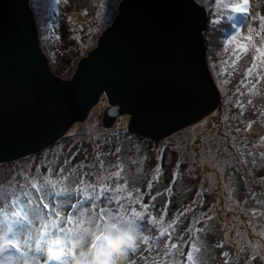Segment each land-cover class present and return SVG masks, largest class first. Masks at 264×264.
Segmentation results:
<instances>
[{
  "label": "water",
  "instance_id": "1",
  "mask_svg": "<svg viewBox=\"0 0 264 264\" xmlns=\"http://www.w3.org/2000/svg\"><path fill=\"white\" fill-rule=\"evenodd\" d=\"M212 0H122L70 78L41 47L30 0H0V162L38 152L88 117L104 94L103 125L159 139L220 102L204 31Z\"/></svg>",
  "mask_w": 264,
  "mask_h": 264
},
{
  "label": "rangeland",
  "instance_id": "2",
  "mask_svg": "<svg viewBox=\"0 0 264 264\" xmlns=\"http://www.w3.org/2000/svg\"><path fill=\"white\" fill-rule=\"evenodd\" d=\"M120 1L67 0L65 2V0H60V3L57 4L56 0H30V5L34 11L38 25L41 45L48 56L51 68L55 74L63 78L72 77L80 59L97 46L101 33L112 23L113 18L118 13ZM102 4L103 8L101 7ZM249 12L253 16L257 13L264 15V0H250ZM208 15V24L204 31L207 40L208 62L221 93V103L213 113H209L210 115L208 114L202 121L187 126L170 136L179 134L172 139L173 144L176 143L177 137L185 138V146L189 149L186 151L195 157V163L197 164L191 167L190 170L201 178L200 186L206 190V192L203 191L208 196V199L205 201V206L208 205V207L206 208L207 213L195 212V208L189 211L191 209L190 205L184 208L178 207V210L184 213V217L174 227L179 226L181 231H186L188 235L191 233L188 231L189 229H202L203 231L199 233H191L190 237L195 236L194 240L189 239L191 244L195 243L198 247L199 240L197 236L200 234L204 238L205 235L203 225L215 220L219 223L221 242L225 243L224 239H226L232 244L222 254L224 252L230 253L231 251L237 258L244 261L249 260L250 256L255 254L258 258L249 260V263L261 264V261L264 260V237L261 236V233L264 232V200L261 197L250 199L251 194H249L250 200H244L241 195L236 198L237 192L231 186L233 178L230 177L228 179L226 176L223 179L220 175L200 171V167L205 168V165L213 162H230L235 156L232 162V164H235V169L239 170L242 173L241 175L253 186H264V171L260 170L259 173L256 172V174L261 176L258 177L255 173L252 174L249 171V167L245 165V162L238 164V162L245 161L247 158V155L241 152L240 149L243 142L250 141L253 144L254 150L264 152V115H262L264 114V103H261L264 94L260 95V90H264V85H262L264 81L258 83L256 89L251 94H249L247 88H243V95H236L235 89L243 78V70L251 64V53L238 62L237 71L234 72L231 78L227 75H220L221 61L228 59L232 52L233 46L228 45L226 42L236 34L237 29H239L241 36L247 35V25L250 21H246V18L241 14L231 13L230 10H221L217 4V0H213L210 4ZM229 17L234 18L230 19ZM212 21L218 22L212 23ZM256 25L258 30V21ZM255 39L258 42L259 38ZM225 48L228 49L227 52L224 51ZM229 71L232 70L229 69ZM224 79H229V83L223 84L222 81ZM249 100L252 101V104H248ZM237 101L243 104V113H241V109L237 106ZM107 104L109 105V102L103 94L102 99L93 107L86 120L75 123L57 143L51 144L47 148L35 152L30 156L0 162V186L7 188L8 184L14 185L16 181L23 183V177L48 174V169L52 164L50 161L53 158V152L65 156L67 154L65 150H70L75 157L81 154L79 161L76 163L80 174L84 169L95 170L97 167L91 158L96 155L97 151H106L105 147L108 144H114L112 141L107 140L109 133L114 132L116 129L122 130L121 132L127 131L129 119L127 115L121 117L113 128L107 129L103 126L102 115ZM249 123L251 124L250 128H248ZM238 128L240 129L239 131H237ZM121 134L123 133L119 135ZM138 135L145 137L139 133ZM170 137L158 140L157 149L165 146ZM132 144L133 142H131V146ZM110 146L108 145L107 148ZM129 150L128 148L124 153L129 155ZM47 158L50 163L46 164ZM120 160L122 161L121 158ZM34 162L36 163L34 164ZM114 164L117 168L108 170L100 168L99 172L105 177L111 178L109 182L112 183V187H115L116 183L124 185V171L121 172L119 180L113 176L116 171L121 169L117 162ZM51 169L53 170L52 175L57 170H60L59 167ZM207 175L210 177L205 178ZM51 178L54 179L52 176ZM127 183L128 188L131 189V181H127ZM203 199V196L197 193L196 198L192 200V208L195 203L200 206ZM143 204L149 206L145 220L140 222V227L145 233L153 230V226L149 222L151 217L158 219L163 215L165 225H167L174 220L176 221V218L180 215V212L174 217L173 213L165 215L163 206L160 203L157 205L156 212L155 209H149L152 204L146 202L145 197L143 198ZM131 207L143 211L138 205H132ZM254 212L258 213V215H253ZM206 216H208V219L205 218ZM209 218L212 221H208L210 220ZM123 229L124 227L111 231L108 229L113 237L109 236L108 232L105 231L107 238L104 236L103 241L112 246L117 239L121 238L118 233ZM87 231L89 234L94 233L89 231V229ZM217 235L218 231H215V238ZM181 236L183 237L184 233H181ZM177 237H180L179 231L173 234L172 242L177 243ZM182 240L184 243H187L186 238ZM150 246L154 247L155 245L151 244ZM80 247L84 248V244L81 243ZM126 247L127 245L123 249V256L121 258H117L112 253L110 259H122L123 264H129L125 255ZM138 249L135 253L129 254L131 264H146V262H149L147 264H163V257H159L156 252H152L149 255L148 249H143V245H138ZM182 254L180 259L175 261V264H181V261L186 259ZM194 255L195 251H193ZM80 256V252L74 251V243L72 241L65 264H78ZM225 259H228L229 263L236 261L230 255ZM196 260L205 261L202 258Z\"/></svg>",
  "mask_w": 264,
  "mask_h": 264
},
{
  "label": "snow or ice",
  "instance_id": "3",
  "mask_svg": "<svg viewBox=\"0 0 264 264\" xmlns=\"http://www.w3.org/2000/svg\"><path fill=\"white\" fill-rule=\"evenodd\" d=\"M56 3L59 4L60 0H56ZM217 4L221 10L241 14L245 16L246 21H250L247 25V35L241 36L237 29L236 34L226 42L233 47L230 57L221 61L220 75L231 78L237 71L238 62L251 53V64L244 68L243 78L235 89L237 96L243 95V88H247L251 94L256 85L264 81V15H250V0H217ZM101 7L103 8V4ZM216 22L218 21H212ZM254 37L259 38L258 42ZM224 51L227 52L228 49L225 48ZM222 83L228 84L229 79H224ZM248 104H252V101L249 100ZM237 106L243 113V104L237 101ZM250 127L249 123L248 128ZM239 130L238 128L237 131ZM122 170L121 167L113 174L117 180L121 178ZM52 171L49 168L48 174L23 177V183L16 181L14 185L8 184L7 188L0 186V264H65L71 242L80 234L82 227L91 220L102 221L106 217L114 219L113 224L109 226L110 231L124 227L129 233L125 249L129 264V254L138 251V245H163L165 257L181 248L182 238L177 237L181 243L172 242L175 220L165 225L163 215L158 219L151 217V232L145 233L140 227L149 206L143 204V193L139 188H128L127 180L124 185L116 183L115 187H112L109 182L111 178L100 172L96 173L95 181H90L84 179L90 173L82 172L77 178L73 171L65 174L63 168H60L59 176L52 179ZM156 172L159 174L161 168L157 167ZM178 177V172L173 174V184ZM151 188L152 183L149 182L148 189ZM166 191L171 192V188ZM151 199L154 201L156 196ZM132 205H138L143 211L131 207ZM69 206L72 211L67 213L65 219L62 214ZM253 215L258 213L254 212ZM188 231L199 233L203 230L193 228ZM261 236L264 237V232ZM190 239L194 240L195 236ZM218 246L223 247L222 244ZM189 247L192 250L182 254L186 259L182 260L181 264H199L193 256V251H199L197 245L192 243ZM222 255L229 257L228 252ZM257 258L253 254L249 260ZM224 264H229V260L225 259ZM261 264H264V260Z\"/></svg>",
  "mask_w": 264,
  "mask_h": 264
},
{
  "label": "trees",
  "instance_id": "4",
  "mask_svg": "<svg viewBox=\"0 0 264 264\" xmlns=\"http://www.w3.org/2000/svg\"><path fill=\"white\" fill-rule=\"evenodd\" d=\"M263 94H264V90H260V95ZM261 103H264V97L262 98ZM200 121H197L196 123ZM185 127H182L181 129ZM181 129L174 131L173 133L167 135L164 138L170 137L171 135L178 133L179 131H181ZM121 131L122 130L116 129L114 132L109 133L107 140L112 141L114 144H108L111 146L107 148L108 146L107 145L105 147L106 151L96 152V155L93 156V158L91 159L97 168L95 170L84 169L83 173H90V175L84 177V179L95 181L97 178L96 173L99 172L100 168H104V170L117 168L114 164L115 162H117L119 168L122 167L123 169L122 171H124L123 172L124 179L127 180L128 182L131 181L132 183L131 188H133V186L139 188L140 192L143 193V198L144 197L146 198V202L152 204V206H150L149 209L151 210L155 209L156 212L157 205L160 203L163 206L164 212L166 211V215L173 213V217H174L179 211L178 207L184 208L187 205H190L191 209L189 211L195 208V212L200 211L201 213H207L206 208L208 207V205L205 206V201L208 199V196H206V194L204 193V191L206 192V190H204L200 186L201 178L198 177L196 174L192 173L190 170L191 167H194V165L197 164L195 163V157L192 156L190 152L186 151L189 149L185 146L186 141L184 137H180V136L177 137L176 143L173 144L172 139H174V137H176L179 134H177L176 136H172L170 137V140L166 142L165 146L157 149V145L159 144V141H155L145 137H140L138 134L121 132ZM120 133L123 134L119 135ZM131 142H133L132 146H131ZM250 145H253L251 144L250 141L243 142L241 144L242 147L240 149L241 152L243 153L247 152V157H249V159L248 158L245 159V165L249 167V171L252 174L254 173L256 174V172L259 173L260 170L264 171V155H258V156L253 155L252 153L253 148ZM128 148L130 149L129 155L124 153V151L128 150ZM131 150H133L135 153ZM152 150H154L153 153ZM60 151H64V150H60ZM65 151L67 153L65 156L56 154L57 152H53V158L50 161L52 162L50 168H54V169L57 167H59V169L63 168L65 174H67L69 171H73L74 175L77 178H79L80 173L79 170L77 169L76 163L79 161L81 154L75 157L72 151L70 150H65ZM120 158L122 159V161L120 160ZM233 158L230 162H225V161L223 163L213 162L209 165H205V168L200 167V171L215 174L218 176L220 175L223 179H225L226 176L228 179L230 177L233 178L234 180L231 181V186L237 192V196H235L236 198L241 195L244 200L245 199L250 200L253 197H261V199L264 200V186L263 185L253 186L252 184H250L245 179V177L241 175L242 173H240L239 170L235 169V164L234 163L232 164ZM36 162H34V164ZM50 162L48 161V158L45 161L46 164ZM120 164H122V166H120ZM100 165H102V167H100ZM157 167L161 168V172L159 174L156 172ZM177 172L179 173V177L176 179L175 183L173 184L172 183L173 174ZM59 174H60L59 170H57L51 176L54 177V179H56L59 176ZM256 175L258 177H261L258 174ZM206 177H210V176L207 175L205 176V178ZM149 182L152 183V188L150 190L148 189ZM169 188H171V192L166 191ZM197 193H200L204 199L200 203V206H198L199 204L195 203L192 208L191 203L192 200L196 198ZM249 194L252 195L250 199H249ZM152 196H156V199L154 201L151 199ZM241 201L243 200L241 199ZM71 211L72 209L70 206L66 207L62 214L63 218L66 219L67 213ZM97 212H99V209H97ZM218 217L221 218L220 216ZM179 218L180 216L178 217V219ZM205 218L208 219V216H206ZM208 221H212V219ZM113 222H114L113 217H106L102 221L91 220L89 223H87V229H89V231L91 232H94L92 234L88 233L85 224L82 227L80 234L73 240L74 251L81 252L82 248L80 247V245L82 242H87L88 244V242H93L98 240L100 236L101 239L104 238V236L105 238H107L106 232H108L109 236H112V234L109 232L108 229L109 226L113 224ZM203 229L205 234L204 238L200 234L197 236L199 240V246L197 247V249H199V251H195V252L199 256L197 254H195V256L204 259L208 258V260H205L202 264H215V262H217L219 259L221 260V264H223L225 258L223 257L222 252L226 248H228L229 242L226 239H224L225 243L221 242L219 223L214 220L210 223L203 225ZM177 230L178 229L175 226V232H177ZM215 231H218V235L216 238L214 236ZM125 233H128V231L124 228L120 233H118V235L122 237ZM189 239L190 237L186 239L187 243H184V241L182 240L183 243L181 248L172 251L168 255L169 258L165 257L164 255L165 252L164 246L157 247L155 245L154 247L153 246L151 247L149 245H143V247H145V249H148L149 255H151L152 252H156L159 257H163L164 258L163 264H172L173 261H177L180 259V256L183 252L187 253L188 251L192 250L189 247V245L191 244V241ZM177 243H181V241L178 240ZM220 244H222L223 247H219L218 245ZM105 246H107V244L104 241H102L96 244L94 246V249H97L98 253L100 254L101 251L103 252ZM229 255L232 258L236 259L234 264H250L249 260L244 261L242 259H239L231 251ZM200 263L201 261H199V264Z\"/></svg>",
  "mask_w": 264,
  "mask_h": 264
},
{
  "label": "clouds",
  "instance_id": "5",
  "mask_svg": "<svg viewBox=\"0 0 264 264\" xmlns=\"http://www.w3.org/2000/svg\"><path fill=\"white\" fill-rule=\"evenodd\" d=\"M122 1V0H121ZM120 1V2H121ZM213 1V0H212ZM212 3V2H211ZM119 5H120V3H119ZM119 9V8H118ZM33 10V9H32ZM34 12V11H33ZM118 14V13H117ZM116 14V15H117ZM35 15V14H34ZM115 15V16H116ZM36 18V17H35ZM115 18V17H114ZM114 18H113V20H114ZM208 19H209V16H208ZM113 22V21H112ZM112 24V23H111ZM110 24V25H111ZM207 24H208V22H207ZM109 25V26H110ZM108 26V27H109ZM106 29V28H105ZM104 29V30H105ZM103 33V32H102ZM102 33H101V35H102ZM100 35V36H101ZM40 38V37H39ZM98 43V42H97ZM40 44H41V41H40ZM206 44H207V40H206ZM41 47H42V45H41ZM42 49H43V47H42ZM44 50V49H43ZM45 52V51H44ZM46 53V52H45ZM47 55V54H46ZM48 57V56H47ZM84 57V56H83ZM207 58H208V54H207ZM51 66V65H50ZM210 67V66H209ZM211 70V69H210ZM57 75V74H56ZM215 80V79H214ZM216 82V81H215ZM216 85H217V83H216ZM218 87V86H217ZM219 92H220V90H219ZM102 99V96L100 97V99H99V101ZM99 101L94 105V106H96L98 103H99ZM220 103H221V93H220V102H219V104L215 107V109H217L218 108V106L220 105ZM109 105L107 104V106H106V108L108 107ZM105 108V109H106ZM93 109V108H92ZM215 109L214 110H212L211 112H210V114L211 113H213L214 111H215ZM91 112V111H90ZM104 112H105V110H104ZM104 112H103V114H104ZM209 114V115H210ZM125 115H127L128 117H129V119H128V123H127V131L126 132H129V133H133V134H138L137 132H131L129 129H128V124H129V122H130V119H131V115H129L128 113H123L122 115H120V116H118V118H117V120H116V122L111 126V127H106V126H104V127H106V128H113L115 125H116V123L118 122V120L121 118V117H124ZM206 116H208V114L206 115ZM205 116V117H206ZM205 117H203L202 119H200V120H203ZM102 118H103V115H102ZM84 120H86V119H84ZM84 120H78V121H84ZM200 120H198V121H200ZM78 121H76V122H74L73 124H72V126L75 124V123H77ZM102 123H103V121H102ZM193 125V124H192ZM71 126V127H72ZM188 126H190V125H188ZM70 127V128H71ZM181 129V128H180ZM69 131V130H68ZM67 131V132H68ZM177 131V130H176ZM66 132V133H67ZM66 135V134H65ZM64 135V136H65ZM64 136H62L61 138H63ZM167 136V135H166ZM166 136H164V137H166ZM164 137H161V138H159V139H153V138H151V137H146L145 136V138H149V139H152V140H155V141H158V140H161V139H163ZM61 138H59L57 141H55L54 143H52V144H55V143H57ZM51 145V144H50ZM49 146V145H48ZM48 146H46L45 148H47ZM245 147V146H244ZM252 148H253V152H255L256 153V156H258V155H262V153H264V152H260V150H254V147L253 146H251ZM45 148H43V149H45ZM42 149V150H43ZM243 150V149H242ZM41 151V150H40ZM245 154L247 155V152H245ZM248 159H249V157H247ZM239 161H240V159H239ZM243 162H245V161H240V162H238V164L239 163H243ZM237 168V167H236ZM128 238H129V233H125L121 238H119V239H117L116 240V242L112 245V253H114V255L117 257V258H121L122 256H123V249L125 248V246L127 245V241H128ZM100 239H101V237L98 239V240H96V241H94V242H96V244H98L99 242H100ZM101 241H102V239H101ZM106 248V247H105ZM104 248V249H105ZM143 249H145V247H143ZM63 264V263H62ZM103 264H123V260L122 259H120V260H117V259H108V260H106V261H104L103 262Z\"/></svg>",
  "mask_w": 264,
  "mask_h": 264
},
{
  "label": "flooded vegetation",
  "instance_id": "6",
  "mask_svg": "<svg viewBox=\"0 0 264 264\" xmlns=\"http://www.w3.org/2000/svg\"><path fill=\"white\" fill-rule=\"evenodd\" d=\"M253 153V155H256V153L255 152H252Z\"/></svg>",
  "mask_w": 264,
  "mask_h": 264
}]
</instances>
